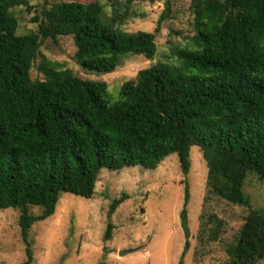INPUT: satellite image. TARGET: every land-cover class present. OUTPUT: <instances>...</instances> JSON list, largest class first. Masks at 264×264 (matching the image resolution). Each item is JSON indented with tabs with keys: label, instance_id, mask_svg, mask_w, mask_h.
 I'll return each instance as SVG.
<instances>
[{
	"label": "trees",
	"instance_id": "16d2710c",
	"mask_svg": "<svg viewBox=\"0 0 264 264\" xmlns=\"http://www.w3.org/2000/svg\"><path fill=\"white\" fill-rule=\"evenodd\" d=\"M132 2L112 0L110 16L99 2H56L38 32L20 35L13 9L29 7L28 0H0V210L21 212L22 264L34 262L35 223L55 214L63 193L92 199L104 169L156 170L177 155L186 176L192 148L199 147L208 196L250 207L247 177L264 181V0H192L194 35L175 49L178 65L157 62L140 71L122 85L116 103L106 99L107 83L57 72L50 63L46 80L32 79L41 43L56 45L62 36L73 38L75 59L90 73H113L132 55L155 60L156 35L124 29L136 16ZM171 12L166 0L158 26ZM185 195L187 203V187ZM128 198L113 199L109 220ZM223 224L211 214L202 231L216 241ZM181 225L186 244L179 264H185L186 207ZM112 229L109 222L108 239ZM227 253L228 264L264 261V210L250 211Z\"/></svg>",
	"mask_w": 264,
	"mask_h": 264
},
{
	"label": "rangeland",
	"instance_id": "374dc122",
	"mask_svg": "<svg viewBox=\"0 0 264 264\" xmlns=\"http://www.w3.org/2000/svg\"><path fill=\"white\" fill-rule=\"evenodd\" d=\"M191 1L170 0V18L158 26L166 0H133L131 11L136 16L124 25V29L131 33H154L158 47L155 60L132 55L123 59L113 73H90L75 59L77 49L73 38L62 36L56 45L51 40L41 43L31 77L46 80L44 66L50 63L55 65L57 72L70 70L76 76L107 83L106 99L116 103L120 100L122 85L135 82L140 71L157 62L178 65L175 49L186 46L194 35L190 27ZM28 2L29 7L13 9L20 35L38 32L40 23L45 20L44 12L56 2H99L106 15L112 13V0ZM191 164L186 176L177 155L166 158L156 170L138 166L120 171L104 169L92 199L61 194L55 214L46 221L35 223L31 229L33 264H179L186 244L181 225V212L185 207L190 229L185 264H228L227 250L235 243L246 217L252 209L264 210V181L249 175L244 191L250 199V207L234 205L207 195L208 167L199 147L192 148ZM186 187L189 190L187 203ZM123 193L129 198L109 220L108 211L113 199ZM33 212L38 214L39 210L33 209ZM20 213L16 209L0 210V264H22L27 259L18 224ZM211 214L224 223L216 241L210 240L208 231H202L203 223ZM109 222L113 224L110 239L106 237ZM212 226L208 225V228ZM123 250L133 251L120 256ZM258 264H264V261Z\"/></svg>",
	"mask_w": 264,
	"mask_h": 264
},
{
	"label": "water",
	"instance_id": "95a60500",
	"mask_svg": "<svg viewBox=\"0 0 264 264\" xmlns=\"http://www.w3.org/2000/svg\"><path fill=\"white\" fill-rule=\"evenodd\" d=\"M133 250H123L120 252V256H124L126 254H129L130 252H132Z\"/></svg>",
	"mask_w": 264,
	"mask_h": 264
}]
</instances>
